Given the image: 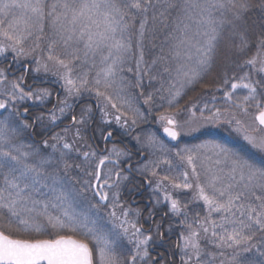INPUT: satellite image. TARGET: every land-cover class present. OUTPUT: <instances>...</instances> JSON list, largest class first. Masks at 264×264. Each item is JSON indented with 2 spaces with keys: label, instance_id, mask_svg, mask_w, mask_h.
Wrapping results in <instances>:
<instances>
[{
  "label": "snow or ice",
  "instance_id": "snow-or-ice-1",
  "mask_svg": "<svg viewBox=\"0 0 264 264\" xmlns=\"http://www.w3.org/2000/svg\"><path fill=\"white\" fill-rule=\"evenodd\" d=\"M0 264H264V0H0Z\"/></svg>",
  "mask_w": 264,
  "mask_h": 264
},
{
  "label": "rangeland",
  "instance_id": "rangeland-1",
  "mask_svg": "<svg viewBox=\"0 0 264 264\" xmlns=\"http://www.w3.org/2000/svg\"><path fill=\"white\" fill-rule=\"evenodd\" d=\"M192 95H195V93H192ZM153 127L154 128H157V129H160L162 126L159 125V124H153ZM112 128L116 129L115 136H118V137L126 140V138H124V137L121 136L120 130L117 128V126L115 125L114 122L112 124ZM193 135L195 137H198L199 140H209V141H216V142H228L229 144H235V143H237L234 135H230L229 134V130L227 128H225V127H212V126H208V127L204 128V129H202L201 132L195 133ZM185 140H187L189 142H192V143L199 142L198 140H194L191 136L185 137ZM34 235L37 236L36 233H34ZM42 237H45V238H55L54 235L52 237H49L47 235H44Z\"/></svg>",
  "mask_w": 264,
  "mask_h": 264
},
{
  "label": "flooded vegetation",
  "instance_id": "flooded-vegetation-1",
  "mask_svg": "<svg viewBox=\"0 0 264 264\" xmlns=\"http://www.w3.org/2000/svg\"><path fill=\"white\" fill-rule=\"evenodd\" d=\"M29 83H31V79H29ZM53 103H55V99H53ZM97 115H99V113H97ZM67 124H68V121L65 120L64 123H62L60 125V128L65 127ZM59 130H60L59 128L56 129V131H59ZM25 139L28 140V141H30V140H33V139H37L38 140L40 138L39 137H26ZM114 139L117 142H119V140H121L122 138H120L118 136H114ZM108 147H111V144H108ZM149 195H150V190L147 187H145L144 189L141 190V193L135 197V199L141 205H143V204H146L147 203V200H148ZM160 215H162V213H160ZM156 219L159 220V215L156 217ZM145 227H147V225H145ZM165 227H167V225H165ZM174 241H175V236L173 234V236H172V242H174Z\"/></svg>",
  "mask_w": 264,
  "mask_h": 264
},
{
  "label": "trees",
  "instance_id": "trees-1",
  "mask_svg": "<svg viewBox=\"0 0 264 264\" xmlns=\"http://www.w3.org/2000/svg\"><path fill=\"white\" fill-rule=\"evenodd\" d=\"M34 238H45V237H42V236H36V235H34V233H32L31 234ZM175 236V235H174ZM45 239H47V238H45Z\"/></svg>",
  "mask_w": 264,
  "mask_h": 264
},
{
  "label": "water",
  "instance_id": "water-1",
  "mask_svg": "<svg viewBox=\"0 0 264 264\" xmlns=\"http://www.w3.org/2000/svg\"><path fill=\"white\" fill-rule=\"evenodd\" d=\"M161 135H162V132H161Z\"/></svg>",
  "mask_w": 264,
  "mask_h": 264
}]
</instances>
